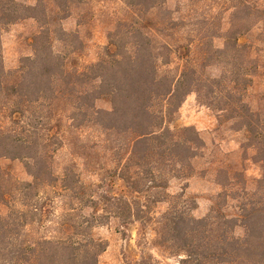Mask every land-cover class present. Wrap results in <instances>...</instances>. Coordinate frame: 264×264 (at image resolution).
Here are the masks:
<instances>
[{"label":"trees","instance_id":"obj_1","mask_svg":"<svg viewBox=\"0 0 264 264\" xmlns=\"http://www.w3.org/2000/svg\"><path fill=\"white\" fill-rule=\"evenodd\" d=\"M39 6L0 0V162L21 159L33 167L34 182L24 187L23 197H27L24 190L39 185L55 189L59 197L75 195L79 189L91 187L78 170L80 161L86 169L104 170L97 160L102 155L100 144L89 142L84 135L88 128L99 127L108 137L112 132L123 135L109 151L122 157L123 168L120 172L117 168L115 175H120L127 195L122 200L104 198L102 214L97 212L93 196L74 198L78 208L65 214L73 222V232L29 238L26 228L33 222L29 223L28 216L35 220L40 209L34 200H6V174L0 164V209L11 207L7 218L0 210V264H98L108 244L96 238L94 230L107 222L112 207L123 209V226L138 223L141 233L156 223L157 248L179 258V264H264V202L248 200L240 207V216H229L219 207L196 219L193 200L185 199L184 194H168L171 179L192 176V161L205 147L195 128L171 129L173 117L189 94L197 92L202 97L206 91L213 98L220 82L197 74L188 61L175 73L160 72L161 66L174 64L171 58L142 62L128 55L72 68L66 57L55 52L51 39H42L46 31L34 40V56L22 60L18 69L7 71L2 32L24 20L37 19L33 12ZM134 49L140 51V47ZM143 66L153 71H137ZM114 68H123V72H110ZM231 94L226 96L227 103L238 105L231 108L233 115L241 111L236 117L244 121L242 127L254 140L264 168V118L241 101L235 102ZM99 101H108L110 110L98 108ZM118 117L123 118V129L113 123ZM35 146L43 149L42 156L26 153ZM65 148H71L74 156L57 173L54 160ZM141 200L155 201L150 206ZM160 203H169V209L157 219L154 209ZM85 209L95 212L85 216ZM135 264L163 263L143 252Z\"/></svg>","mask_w":264,"mask_h":264},{"label":"rangeland","instance_id":"obj_2","mask_svg":"<svg viewBox=\"0 0 264 264\" xmlns=\"http://www.w3.org/2000/svg\"><path fill=\"white\" fill-rule=\"evenodd\" d=\"M17 1L29 7L40 6L33 12L37 19L24 20L2 32V58L7 71L18 69L22 60L34 56V40L46 31L42 39H51L55 52L66 57L72 68L128 55L142 62L157 58L166 62L171 58L174 64L161 66L160 72L175 73L188 61L197 74L220 82L213 98L206 91H202V97L197 92L189 94L173 117L171 129L195 128L205 147L192 161V176L171 179L168 194L171 197L184 194L185 199L193 200L196 219L207 217L213 208L219 207L229 216H240V207L248 204V200L264 202V168L258 160L255 142L243 129L244 121L237 119L241 111L233 115L231 108L238 105L230 106L226 99L232 93L235 102L241 101L264 118V0ZM137 47L139 52L134 51ZM137 71L153 69L143 66ZM110 72L121 73L123 68ZM97 105L105 110L111 108L108 101H99ZM113 123L123 129V118L118 117ZM84 135L89 142L100 144L98 150L102 155L97 160L104 170L86 169L80 161L78 170L91 187L79 189L75 195L59 197L55 189L39 185L24 190L27 197H23L24 187L34 182L33 167L21 159L0 162L6 174L3 185L6 200H34L40 209L35 220L33 215L28 216L29 223L33 222L26 228L29 238L73 232V222L65 214L70 208H78L74 198L93 196L97 212L102 214L106 208L104 198L122 200L127 195L123 180L115 175L117 168L119 172L123 168L122 157L109 151L116 143L114 140L119 137L122 141L123 135L112 132L108 137L99 127L88 128ZM107 138H110L108 145ZM42 150L35 146L26 153L42 156ZM72 156L71 148L59 151L53 164L55 171L62 172ZM141 201L151 206L155 200ZM155 207L154 216L158 219L169 209V203ZM116 208L112 207L107 222L94 230L95 237L108 244L98 264H135L143 252L163 264H179V258L165 255L157 248L156 223H150L141 233L138 223L123 226V209ZM0 210L6 218L11 215V207ZM94 212L85 209L83 215Z\"/></svg>","mask_w":264,"mask_h":264}]
</instances>
